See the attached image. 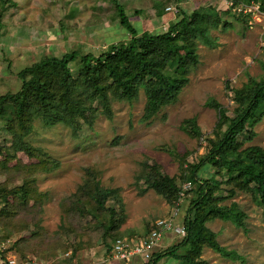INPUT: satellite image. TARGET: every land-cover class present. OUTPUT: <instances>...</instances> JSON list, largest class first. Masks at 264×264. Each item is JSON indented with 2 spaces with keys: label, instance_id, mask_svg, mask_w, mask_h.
Returning a JSON list of instances; mask_svg holds the SVG:
<instances>
[{
  "label": "rangeland",
  "instance_id": "obj_1",
  "mask_svg": "<svg viewBox=\"0 0 264 264\" xmlns=\"http://www.w3.org/2000/svg\"><path fill=\"white\" fill-rule=\"evenodd\" d=\"M117 2L138 36L166 32L182 13L206 17L196 25L203 36L193 40L198 63L187 83L148 119L145 87L154 79L140 70L120 74L131 98L103 72L101 93L80 79L81 57L97 58L130 40L119 25ZM262 7L264 0H0V97L18 92L35 67L51 79L52 96L49 106L31 101L22 119L11 106L0 118V264H116L107 251L113 242L151 238L160 220L172 227L154 253L179 245L197 197L192 169L227 128L212 104L232 117L253 83L264 81ZM72 52L78 58L66 72L47 68L48 59ZM151 65L168 71L157 59ZM250 147L264 150L261 105L229 149ZM163 177L175 193L149 186ZM197 178L210 186L209 205L241 214L244 228L232 217L192 213L194 234L212 237L225 253L201 243L176 255L200 264H264V205L255 185L209 164ZM98 191L116 196L104 210L94 200ZM158 264L185 263L165 258Z\"/></svg>",
  "mask_w": 264,
  "mask_h": 264
},
{
  "label": "trees",
  "instance_id": "obj_2",
  "mask_svg": "<svg viewBox=\"0 0 264 264\" xmlns=\"http://www.w3.org/2000/svg\"><path fill=\"white\" fill-rule=\"evenodd\" d=\"M250 1L258 2L263 0H247V2ZM115 6L119 25L129 34L130 40L127 43L112 45L106 53L97 58L91 54L81 57L80 79L88 88L94 92L101 93L102 91H100L98 86V77L103 72L112 81V85L116 89L120 90L127 98H131L134 92L131 93L129 91L131 89L125 87L126 83L120 74L122 70L127 68L132 71L140 70L146 76L154 79L153 85L145 87L147 102L143 118L148 119L168 100L175 97L179 89L187 83L188 73L198 63L196 46L193 40L197 36H203V33H200L196 25L198 22L205 20L206 17L196 11L192 16L182 13L181 19L171 25L166 32L161 34L143 32L138 36L123 7L118 2L115 3ZM262 10H264V7H262ZM180 51L185 54L184 58H182ZM77 58V53L72 52L65 54L61 59H48L46 65H48L47 68L66 72L69 63L75 62ZM152 59H157L163 63L168 68L167 73L163 74L155 69L151 65ZM25 73H30L31 79L23 81L22 87L18 92L0 97V118L4 115L8 106L14 109L18 119H22L21 117L27 113L31 101H35L41 106H49L52 103V96L49 91L51 82L49 76L42 72L40 67L27 69ZM25 73H19L21 80H23ZM61 80L60 78L57 81L60 86L63 85ZM65 84L68 83L66 82ZM64 94H70V92L64 91ZM212 105L216 107L219 120L223 121L227 128L222 135L218 136L215 142H212L208 154L192 169L190 181L197 185V197L191 202L184 220L186 237L179 245L167 249L164 253H153L148 264H158L165 258L180 260L185 264H200L195 262L190 255L178 257L176 252L179 248L186 246L191 248L193 245H200L201 243H206L214 252L224 255V250L212 240V237L200 238L194 234L193 227L197 221L195 219L191 220L190 215L192 213L207 214L211 218L220 220H227L232 217L235 219L237 227L244 228L241 214L236 215L231 209L209 205L212 195L210 186L197 178L198 170L205 165H215L220 170L235 175L236 178L253 183L260 201L264 205V150L258 147H250L241 153H235L229 149L236 144L248 121L254 118L257 108L260 105L264 107V81L253 83L249 94L241 99V109H237L232 117L227 116L217 105ZM254 169H258L260 173L255 175ZM149 186L160 193H175L177 191L174 183L167 181L164 177L153 180ZM93 196L98 208L101 210L105 209V203L108 198L111 197V200H113L112 197H116L110 191L94 192ZM114 202H117L116 199ZM109 213L112 219L115 215V210L109 208ZM144 239L147 240L149 237ZM117 240L119 238L115 241ZM110 250L111 246L107 250L108 253H110Z\"/></svg>",
  "mask_w": 264,
  "mask_h": 264
},
{
  "label": "built area",
  "instance_id": "obj_3",
  "mask_svg": "<svg viewBox=\"0 0 264 264\" xmlns=\"http://www.w3.org/2000/svg\"><path fill=\"white\" fill-rule=\"evenodd\" d=\"M166 11L176 13L173 7H167ZM260 15L264 17V13ZM155 226L156 230L152 237L147 240L119 239L115 241L111 245L110 261L116 264H148L154 253L156 243L164 232L171 229L172 224L169 220H160L155 223ZM182 234H184L183 230ZM8 264H15V261L9 260Z\"/></svg>",
  "mask_w": 264,
  "mask_h": 264
}]
</instances>
